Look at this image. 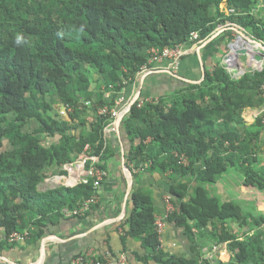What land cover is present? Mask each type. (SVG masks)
Instances as JSON below:
<instances>
[{
  "label": "trees",
  "instance_id": "trees-1",
  "mask_svg": "<svg viewBox=\"0 0 264 264\" xmlns=\"http://www.w3.org/2000/svg\"><path fill=\"white\" fill-rule=\"evenodd\" d=\"M222 3L235 12L226 13ZM226 21L264 41V0H0V255L38 246L50 226L66 218L64 208L79 209L99 195L92 178L42 194L37 189L46 177L65 174L64 165L84 152L99 156L97 166L109 169L116 153L104 138L110 118L99 110L113 108L118 95L139 82L151 50L190 48ZM91 71L98 76L96 87ZM146 96L141 94L121 127L134 187L116 230L124 247L133 239L142 249L126 264H264V215L221 202L212 189L236 172L244 185L264 191V115L252 125L243 116L248 107L264 105V69L234 78L218 61L200 84L181 85L159 102L139 106ZM65 106L71 108L68 118L60 113ZM145 163L146 170L134 171ZM167 173L179 209L167 222L184 230L195 257L162 245L153 184L143 182ZM24 207L30 208V226ZM234 223L249 230L233 231ZM16 231L28 236L9 242ZM213 243H227L228 261L205 256L203 248ZM107 248L114 259L120 256ZM102 249L93 257L102 259Z\"/></svg>",
  "mask_w": 264,
  "mask_h": 264
},
{
  "label": "crops",
  "instance_id": "crops-1",
  "mask_svg": "<svg viewBox=\"0 0 264 264\" xmlns=\"http://www.w3.org/2000/svg\"><path fill=\"white\" fill-rule=\"evenodd\" d=\"M242 29L245 32L243 27ZM220 34L221 33H218L209 43L199 45L197 49L193 51L192 49L189 50L188 56L182 60L179 68L175 69V71L166 69L169 68V63L163 64V67L155 65L159 67H154L153 71L146 76L142 75L139 82L127 87L118 95L117 99L123 97L126 102L127 100L132 101L140 91L141 94L144 92L148 96L160 98L164 95H170L181 85L193 83L198 73H202L203 79V70L212 69L214 64L218 61L222 64L223 58L221 59V57L229 50L227 42H230L232 37L225 32L221 36ZM250 37L253 38L252 36ZM258 41L264 44V41ZM258 47L264 51L261 46L258 45ZM243 55L244 54H242V56ZM239 62L244 61L243 59H239ZM247 62H251L250 57H248ZM240 65L241 64H238L236 69H238ZM107 98L111 99L112 97L109 95ZM262 113H264V105L261 107H248L243 114L245 123L247 125H252L256 120V116ZM121 127L122 125L116 134L118 144H114L113 142L112 145L114 150L117 149L115 150L116 156L109 161V175L99 188L100 193L97 208L87 215L84 214L85 217L81 218L72 217L73 215L68 214L70 210L64 208L66 218H63L58 225L50 226L45 241L44 237L38 246H29L22 252L19 250L3 252L0 255V264H36L41 259L43 245L45 246L46 253L42 264H69L75 255L83 251L95 252L96 249L100 247L103 248L102 250H104V252L110 251L107 248L108 245L111 246L113 252L119 255L126 254L127 258L133 251L142 253L140 243L133 239H129L126 247H124L121 237L116 230V225H118L127 214L126 207V214L124 216V204L127 199L128 205L132 192L129 193L128 181L130 177L123 163L126 152ZM263 132L264 130L262 133ZM262 133L261 141L263 140ZM86 156H89V152L80 154L77 160L73 162L74 166L72 169L63 167L65 174H53L46 177V179L38 185V193L42 194L49 190L61 187H74L79 183H85L84 179L91 177L90 161L87 164L82 163V159ZM118 165L121 166L122 169H118ZM170 175L171 173H167L163 178L156 177L155 179L148 176L143 182L144 186H148L151 182L153 184L154 201L160 211L159 215H163L166 208L165 199L161 197L163 195V191H161L163 186L160 185V181L164 179V177H167L169 182H171L169 178ZM212 189L213 194L216 195L221 202H237L246 212L255 213L256 217L264 215V202L260 203L259 201V199L262 198L260 195L261 190L259 191V189L253 186L244 185L241 173L231 172L230 175L219 180ZM261 192H263V190ZM21 212L24 216L26 225L30 226V208L24 207ZM244 227L246 228L244 229ZM248 228L249 227L245 225L239 227L238 224H233V231L241 230L240 233L249 230ZM178 229L180 230L182 228L177 227L172 222H168V224L165 225L161 234L162 245L165 249H167L168 243L173 242V240L178 244L177 246H179V238L176 240ZM262 229H264V225ZM183 233L185 234V232ZM187 238L191 242L188 236ZM241 239H244L243 236ZM215 246H217V248L220 246V249H215ZM203 251L206 257H208V253L213 251V253L217 255L215 257L216 259L228 261L229 251L227 243H213L210 247L205 246Z\"/></svg>",
  "mask_w": 264,
  "mask_h": 264
},
{
  "label": "built area",
  "instance_id": "built-area-1",
  "mask_svg": "<svg viewBox=\"0 0 264 264\" xmlns=\"http://www.w3.org/2000/svg\"><path fill=\"white\" fill-rule=\"evenodd\" d=\"M230 13H234L235 9H230ZM235 24V23H232ZM238 25V24H235ZM238 28H242L241 26H237ZM243 30V29H242ZM244 31V30H243ZM220 32V31H219ZM218 32V33H219ZM199 38V35L197 32H193L191 34V39L192 40H197ZM240 40H242L241 43ZM198 44L203 43L202 40L197 42ZM195 43V44H197ZM254 43V46H253ZM257 44V45H255ZM258 43L251 41L241 35L237 37V39H233L229 44H228V52L225 54V58L222 61V65L224 68L228 71L229 74H231L232 77L236 78L235 76L232 75V71L236 70V67L239 63V59H241L242 50L246 49L249 51L247 48L248 46H252V52L250 55V60L251 64L254 67L255 70H263L264 69V57L259 60L258 56L261 55L262 49L258 47ZM260 46V45H259ZM191 48V47H190ZM190 48H186L184 46H177L174 48L166 47L163 50H159L156 48H153L151 50L152 52V57L149 60L148 64H146L142 71L141 75H146L151 72V68L154 69V67H163V64L169 63V68L166 69H178L182 59L185 55L189 53ZM257 50V51H256ZM257 54L254 56L253 54ZM159 65V66H155ZM150 70V71H149ZM140 97L138 98V100ZM137 100V101H138ZM130 101V100H128ZM136 101V102H137ZM131 102V101H130ZM130 102H126L123 97H120L116 100V105L113 108H110L108 106H104L99 110V113L105 116H108L110 118V122L108 125L104 128V138L107 141V143L110 142L112 135L117 134L118 132V120L119 117L121 116L122 113H128L129 112V104ZM149 102V103H157L159 102V97L155 96H146L143 100L139 102V106H142L144 103ZM71 108L68 107H63L60 110V113L63 115H68L69 111ZM260 115H264V113L259 114L256 116V118ZM65 117V116H64ZM86 150L89 151L90 147L87 145ZM99 160V156L97 155H90L86 156L85 158L82 159L83 164H87L90 161V171H91V177L84 179L85 183H89L90 179H94V186L95 188H100L103 181L108 177L109 171L101 169L100 167L97 166V162ZM181 161L183 162L184 165H188L189 162L187 158L184 156L181 157ZM76 164V163H75ZM74 166V163H69L64 165V167L68 169H72ZM150 166V163H145L141 165L140 167L134 168L135 172L138 171H144ZM99 202V195L98 193L94 194L91 198L87 199L82 203L79 209L70 211L68 214L69 215H84L86 212L90 211L92 208V205H95ZM165 202H166V208L165 212L163 215H157L156 217V226L159 229V232L162 233L163 229L165 228L167 218L170 213L179 210L173 200L172 196L169 194L165 197ZM28 236V232L20 233V232H13L12 234L9 235L7 240L9 242H22L26 239ZM217 246H215V249ZM214 249V250H215ZM94 252L93 251H87L83 255H78L76 258H73L70 262V264H126L127 263V255L122 254L120 255L117 259H114L112 257V253L110 251H105L103 254L102 259H96L93 257Z\"/></svg>",
  "mask_w": 264,
  "mask_h": 264
},
{
  "label": "rangeland",
  "instance_id": "rangeland-1",
  "mask_svg": "<svg viewBox=\"0 0 264 264\" xmlns=\"http://www.w3.org/2000/svg\"><path fill=\"white\" fill-rule=\"evenodd\" d=\"M221 9L222 10H225L226 11V13H230V9H233V8H228L227 7V5H226V3H222L221 4ZM237 26H239V25H235V24H232V22H230V21H226V23H224V24H220L219 26H218V28L216 29V31L212 34V36L213 35H215V37H216V35H217V33L219 32V33H222V32H225L226 34L228 33V35H230L231 37H232V40L234 39H237V37L240 35L236 30L238 29V27ZM240 29V28H239ZM242 29V28H241ZM211 36V37H212ZM210 39V38H209ZM231 40V41H232ZM230 41V42H231ZM205 41H203V43H204ZM230 42H227V45L230 43ZM203 43H201V44H203ZM200 43L198 44H194V45H192V47L190 48V50L192 49V51L193 50H195V49H197V47L199 46V45H201ZM257 51V50H256ZM244 55L242 56L241 55V59H243V61L244 62H239L238 64H241L239 67H238V69H236V70H234V71H232V75L233 76H235V77H238V78H240L242 75H244L245 73H247V72H252V71H254V67L252 66V64H251V62L250 63H248L247 62V59H248V57H250V55H251V52L250 51H247V52H245V53H243ZM253 54V53H252ZM254 55V54H253ZM225 56L226 55H223L222 57H221V59L223 58H225ZM222 65V64H221ZM151 68V71H153V69H152V67H150ZM175 71V69H170V71ZM150 71V70H149ZM89 74H90V77H91V79H92V81H93V87H96V85H97V75H96V73L95 72H93V71H91V72H88ZM202 73H198L196 76V79L194 80V82H193V84H200L202 81H203V79H202V75H201ZM111 93H109V94H107V97H109V95H110ZM171 98V97H170ZM172 101V100H171ZM127 102L129 103L130 101H128L127 100ZM61 108V107H60ZM62 109V108H61ZM60 109V110H61ZM63 116H65V118H68V115H63ZM262 136H263V140H262V149H263V152H261V156H260V159H259V165L261 166V167H264V132L262 133ZM110 146H112L113 145V142H114V144H118V139L116 138V134H114V135H112V137H111V140H110ZM115 150H117V149H115ZM263 164V165H262ZM119 166V165H118ZM118 169H122V167L121 166H119L118 167ZM127 174H128V176L130 177V173L127 171ZM231 178V177H230ZM160 185H162L163 186V188L161 189V191H163V195L161 196L162 197V199L164 198L165 199V197L167 196V195H169L170 193H169V189L168 188H170V185H171V182H169V179L167 178V177H164V179H161V181H160ZM154 188V187H153ZM154 190V189H153ZM156 190V189H155ZM260 191V190H259ZM258 191V192H259ZM217 193H218V191H217ZM220 194V193H219ZM171 195V194H170ZM260 195L262 196V198L261 199H259V201H260V203H263L264 202V191L263 192H261L260 191ZM264 207V206H263ZM168 224V222L166 221V225ZM246 227H244V229H245ZM184 232V230L183 229H178V232L176 233V235H177V238H176V240L179 238V246H177L178 244H176V242L173 240V242H170V243H168V247H167V251H169V252H171V253H175V254H179V255H185V256H190V257H195V252H194V250H193V246H192V241L190 242L189 240H188V238H187V236H186V234H184L183 233ZM162 234V233H161ZM175 235V236H176ZM218 250L220 249V246H218V248H217ZM213 251L212 252H210V253H208L207 254V256L208 257H210V258H215L217 255H216V253H213Z\"/></svg>",
  "mask_w": 264,
  "mask_h": 264
},
{
  "label": "water",
  "instance_id": "water-1",
  "mask_svg": "<svg viewBox=\"0 0 264 264\" xmlns=\"http://www.w3.org/2000/svg\"><path fill=\"white\" fill-rule=\"evenodd\" d=\"M237 31H238V33L241 35V36H243V37H245V38H247V39H249V40H251V41H254V42H256V43H258L263 49H264V44L262 43V42H260V41H258V40H255V39H253V38H251L248 34H246V32H244L242 29H237ZM217 35H218V33H217ZM215 38V35H213L212 37H210V39H207L203 44H206V43H209L212 39H214ZM202 45V44H201ZM245 52H247V50L246 49H244V50H242V53H245ZM264 57V51L262 50L261 51V55H259L258 56V59L259 60H261L262 58ZM147 75V74H146ZM146 75H143V76H146ZM205 75H206V71H205V69L203 70V79L205 78ZM140 95H141V91L139 92V94L130 102V104H129V110L132 108V106L135 104V102L138 100V98L140 97ZM126 115V113H122L121 114V116L119 117V120H118V129L120 128V126L122 125V122H123V119H124V116ZM123 163H124V166H125V168L129 171V173H130V179H129V181H128V188H129V193L133 190V176H132V173H131V171H130V169L126 166V164H125V158H124V161H123ZM126 207H127V199H126V201H125V204H124V216H125V214H126ZM45 239H46V237L44 238V241H45ZM45 253H46V251H45V246L43 245V247H42V255H41V259H40V261L39 262H37L36 264H42V261H43V259L45 258Z\"/></svg>",
  "mask_w": 264,
  "mask_h": 264
},
{
  "label": "bare ground",
  "instance_id": "bare-ground-1",
  "mask_svg": "<svg viewBox=\"0 0 264 264\" xmlns=\"http://www.w3.org/2000/svg\"><path fill=\"white\" fill-rule=\"evenodd\" d=\"M241 42H242V40H240V42H239V43H241ZM252 48H253L252 46H248V48H247V49H248L250 52H252ZM256 55H257V54H255V53H254V56H256Z\"/></svg>",
  "mask_w": 264,
  "mask_h": 264
},
{
  "label": "clouds",
  "instance_id": "clouds-1",
  "mask_svg": "<svg viewBox=\"0 0 264 264\" xmlns=\"http://www.w3.org/2000/svg\"><path fill=\"white\" fill-rule=\"evenodd\" d=\"M21 37H17V40H16V42L19 44L20 42H21Z\"/></svg>",
  "mask_w": 264,
  "mask_h": 264
}]
</instances>
